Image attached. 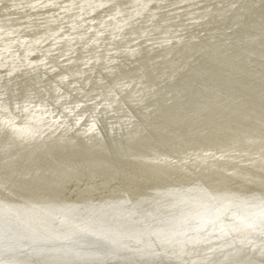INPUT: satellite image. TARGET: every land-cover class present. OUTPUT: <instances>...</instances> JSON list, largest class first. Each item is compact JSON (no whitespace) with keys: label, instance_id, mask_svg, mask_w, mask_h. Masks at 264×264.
Returning a JSON list of instances; mask_svg holds the SVG:
<instances>
[{"label":"bare ground","instance_id":"obj_1","mask_svg":"<svg viewBox=\"0 0 264 264\" xmlns=\"http://www.w3.org/2000/svg\"><path fill=\"white\" fill-rule=\"evenodd\" d=\"M0 264H264V0H0Z\"/></svg>","mask_w":264,"mask_h":264},{"label":"water","instance_id":"obj_2","mask_svg":"<svg viewBox=\"0 0 264 264\" xmlns=\"http://www.w3.org/2000/svg\"><path fill=\"white\" fill-rule=\"evenodd\" d=\"M30 57V56H29Z\"/></svg>","mask_w":264,"mask_h":264}]
</instances>
